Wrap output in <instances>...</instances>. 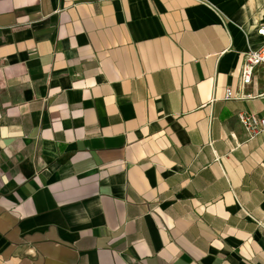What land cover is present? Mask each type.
Here are the masks:
<instances>
[{
  "label": "crops",
  "instance_id": "obj_1",
  "mask_svg": "<svg viewBox=\"0 0 264 264\" xmlns=\"http://www.w3.org/2000/svg\"><path fill=\"white\" fill-rule=\"evenodd\" d=\"M259 0H0V264H264Z\"/></svg>",
  "mask_w": 264,
  "mask_h": 264
},
{
  "label": "built area",
  "instance_id": "obj_2",
  "mask_svg": "<svg viewBox=\"0 0 264 264\" xmlns=\"http://www.w3.org/2000/svg\"><path fill=\"white\" fill-rule=\"evenodd\" d=\"M255 35L260 39V43L255 48H248L242 54L243 63L238 77L237 90L226 88L224 91L225 100L238 101L252 98L251 95H244L242 89L253 84L255 73L259 68L264 70V23L255 29ZM260 96L264 97V93ZM238 120L248 139H254L256 136L264 134V115L240 113Z\"/></svg>",
  "mask_w": 264,
  "mask_h": 264
},
{
  "label": "rangeland",
  "instance_id": "obj_3",
  "mask_svg": "<svg viewBox=\"0 0 264 264\" xmlns=\"http://www.w3.org/2000/svg\"><path fill=\"white\" fill-rule=\"evenodd\" d=\"M260 4H262V6H264V0H259Z\"/></svg>",
  "mask_w": 264,
  "mask_h": 264
}]
</instances>
